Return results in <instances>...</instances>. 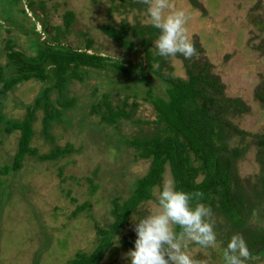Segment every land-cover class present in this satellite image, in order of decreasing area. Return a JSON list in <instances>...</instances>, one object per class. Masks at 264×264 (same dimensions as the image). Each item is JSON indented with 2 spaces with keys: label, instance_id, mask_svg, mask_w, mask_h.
Masks as SVG:
<instances>
[{
  "label": "rangeland",
  "instance_id": "374dc122",
  "mask_svg": "<svg viewBox=\"0 0 264 264\" xmlns=\"http://www.w3.org/2000/svg\"><path fill=\"white\" fill-rule=\"evenodd\" d=\"M197 1L203 10L192 7L189 0L170 3L188 17L187 35L197 43V57L208 61L210 73L223 84V94L240 98L248 107L230 118L246 135L242 140L231 135L228 143L247 145L234 167L243 185L250 186L258 172L252 135L264 129V104L254 96L260 84L264 86V0ZM69 11L65 30L63 17ZM121 20L146 24L148 16L146 10L130 8L122 0H0V65L5 77L10 74L9 47L34 56L39 46L52 43L107 57L102 67H78L81 78L65 81L60 93L50 91L48 98L60 119L50 122L47 130H42L41 108L33 112L30 145L46 153L68 144L72 152L54 160L24 156L17 169L0 173V264H64L76 251L89 252L96 244L95 225L106 228L111 221V200L121 203L148 169L149 160L140 158L126 140L156 131V111L148 92L164 97L167 83L153 72L154 66H146L137 39L125 50L100 30L101 25L117 26ZM168 64L172 77H186L179 58L168 57ZM50 83L29 79L0 95V167L11 163L18 139L17 131L6 132L3 127L21 119ZM64 101L66 107L61 105ZM105 102L111 108L122 107L128 117L116 118L113 125L102 123L98 114L105 112ZM164 179H171L167 165L159 184L151 188L155 199L154 189ZM83 202L90 204L89 209L72 216L74 207ZM155 203L147 200L138 209L149 213ZM131 217L113 238V250H107L97 264H129L123 254L134 247L123 246L121 237L136 235ZM215 219L222 223L212 215ZM248 223L264 225L259 206ZM214 231L216 246L187 245V253L202 264H225L228 241L220 228ZM246 264H264V253H251Z\"/></svg>",
  "mask_w": 264,
  "mask_h": 264
},
{
  "label": "trees",
  "instance_id": "16d2710c",
  "mask_svg": "<svg viewBox=\"0 0 264 264\" xmlns=\"http://www.w3.org/2000/svg\"><path fill=\"white\" fill-rule=\"evenodd\" d=\"M122 1L123 5L127 4L140 11L147 8L139 0ZM189 3L192 7L203 10L197 0H189ZM70 18L69 11L63 17L65 30ZM100 30L125 50H130L134 39H137L141 44L146 66H154L153 72L160 75L167 86L164 97L152 96L148 92L149 103L156 111V131L149 136H135L126 140L140 158L149 160L147 171L135 181L132 190L121 203L111 200V221L106 228L95 225V246L89 252L76 251L64 264H97L107 250H113V238L124 229L130 217L133 214H148L145 210L138 209L140 204L150 199L156 201L151 188L159 184L165 165L178 190L203 193V198L198 202L210 206L213 215L222 220V223L218 219L212 222L214 228L223 231L225 241H229L233 234H239L246 241L250 254L264 253V225L248 223V217L255 207L259 206L264 216V129L262 133L252 135L256 143L255 160L258 172L250 186L243 185L234 167L236 160L246 152L247 145L229 146L228 143L231 135L239 136L240 140L246 135L230 118L246 111L248 107L240 98L223 94V84L218 76L210 73L206 59L197 56L185 59L177 54L175 57L181 60L186 77H172L168 57L158 55L153 43L159 30L150 23H128L121 20L117 26L112 23L101 25ZM193 43L197 48V43ZM6 57L10 74L5 77L0 65V95H6L15 84L29 79H50L51 83L40 91L31 106L26 107L21 119L3 127L6 132L17 131L18 139L12 161L10 164L1 165V174L17 169L24 156H36L42 161L54 160L72 152L68 144L55 147L46 153H38L30 145L34 134L33 112L35 108H41L42 130H47L50 122L60 119L59 110L48 98L50 91L56 90L60 93L65 81L79 80L81 77L76 72L78 67H102L107 59L85 50L52 43L39 46L34 56H26L23 52L9 47ZM112 64L124 69L119 63ZM47 66L50 69L47 70ZM162 69H167L169 73L162 74ZM254 96L264 104L263 85L260 84L254 91ZM66 102L61 105L66 107ZM104 104L105 112L98 114L102 123L113 125L116 118H127L129 115L122 107L111 108L106 102ZM97 107L98 105H92L91 109L98 112ZM198 176L201 177L197 180ZM94 190L95 185H92L91 192ZM13 202L16 204L17 200ZM195 202L197 201L192 203ZM89 207L87 202L76 205L71 215L86 212ZM176 230L179 231L178 227ZM135 239L136 235L129 233L121 237V244L134 247Z\"/></svg>",
  "mask_w": 264,
  "mask_h": 264
},
{
  "label": "clouds",
  "instance_id": "9594fccd",
  "mask_svg": "<svg viewBox=\"0 0 264 264\" xmlns=\"http://www.w3.org/2000/svg\"><path fill=\"white\" fill-rule=\"evenodd\" d=\"M139 2L147 6L148 23L159 30L153 42L158 55L174 57L179 54L185 59L198 55L187 35L188 17L183 10L174 9L170 0ZM154 194L155 209L144 216L133 214L131 217L136 239L134 248L124 253V258L129 264H202L186 249L189 242L203 248L217 245L211 207L198 202L203 193L178 190L174 180L164 179L162 185L155 187ZM223 257L225 264H246L250 252L241 235L231 236Z\"/></svg>",
  "mask_w": 264,
  "mask_h": 264
}]
</instances>
